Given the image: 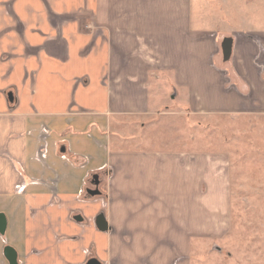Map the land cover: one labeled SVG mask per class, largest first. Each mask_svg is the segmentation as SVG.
<instances>
[{"label":"crops","instance_id":"obj_1","mask_svg":"<svg viewBox=\"0 0 264 264\" xmlns=\"http://www.w3.org/2000/svg\"><path fill=\"white\" fill-rule=\"evenodd\" d=\"M165 115L264 137V0H0V264H206L232 153L156 146Z\"/></svg>","mask_w":264,"mask_h":264},{"label":"rangeland","instance_id":"obj_2","mask_svg":"<svg viewBox=\"0 0 264 264\" xmlns=\"http://www.w3.org/2000/svg\"><path fill=\"white\" fill-rule=\"evenodd\" d=\"M167 94L173 102L175 88L171 87ZM155 118L157 123L149 138L156 146L169 143L176 147L195 146L206 152L232 153L231 228L218 246L209 241L196 253L195 241L193 256L203 257L206 264H218L222 259L230 264H264V137L253 134L249 120L243 118L216 115L187 116L179 121L169 115ZM130 138L134 142L138 135Z\"/></svg>","mask_w":264,"mask_h":264},{"label":"water","instance_id":"obj_3","mask_svg":"<svg viewBox=\"0 0 264 264\" xmlns=\"http://www.w3.org/2000/svg\"><path fill=\"white\" fill-rule=\"evenodd\" d=\"M224 52H225V56L228 57L230 55V48L229 47L227 48L226 46H224ZM92 183L94 185H99V175L98 174L94 175ZM88 191L91 195L100 194V190L98 188H95V189L90 188ZM97 224L99 228L102 230H105L108 227V223L103 215H100L98 217ZM5 229H6V218L4 214L0 213V232L4 233ZM5 255L7 259L9 260L10 264H19L17 252L12 246H6ZM88 264H102V263L98 259L92 258L88 262Z\"/></svg>","mask_w":264,"mask_h":264}]
</instances>
